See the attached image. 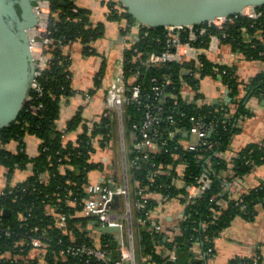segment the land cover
Segmentation results:
<instances>
[{"label":"trees","instance_id":"16d2710c","mask_svg":"<svg viewBox=\"0 0 264 264\" xmlns=\"http://www.w3.org/2000/svg\"><path fill=\"white\" fill-rule=\"evenodd\" d=\"M49 1L51 20L50 35L47 37L51 42L43 53L44 57L49 58V63L37 79L43 88V96L39 97L31 90L29 105L23 107L18 120L0 131V167L8 169V177L11 178L16 170H26L32 165V172L25 181L8 186L0 194V231L10 232V236L0 237V264L79 263V259L62 256L61 251L70 245L81 244L101 248L109 237L97 232L96 219L77 215L81 209L67 206L64 197L71 194L81 200L87 198L85 186L90 183V174L103 168L101 162L93 160L96 153L94 142H99L102 148L110 145L113 136L117 135L115 123L102 118L100 122L83 126V112L80 109L66 127L67 133L83 128L74 141L65 142L63 133L57 130L62 103L75 95L71 59L64 53V48L81 42L86 47V53H96L91 43L103 36L104 25L92 24L90 12L80 8L76 0ZM117 3L115 0L110 2V18L135 24L136 20L128 12L115 8ZM257 11L262 14L260 18L240 17L239 24L222 27L208 23L198 25L197 28H205L207 32L199 36L193 45L206 52L212 37H216L220 46L227 45L244 59L264 64V6L257 8ZM146 33L147 36H144ZM166 34L164 27H145L139 41L130 44L124 52L125 80L129 85L135 79L143 91V106H128L125 116L129 177L132 183L136 182L132 186L135 194L132 214L134 228L138 235L140 255L147 258L145 264H207L205 259H199L197 252L205 254L213 247L215 255L217 239L236 218L253 221L258 208L264 207V182L247 193L235 195L230 191V184L236 177L243 179L256 167L264 165V141L249 145L231 161L222 157L234 137L242 131L240 120L253 115L248 107L250 100L264 94V72L244 85L236 74V66L216 64L207 53L200 54L199 61L188 59L182 63L170 62L151 67L148 60L151 55L164 51ZM182 37L188 41L187 33ZM198 63L202 67L199 77H196ZM219 75H222L221 82L230 93V103L227 104L225 100L214 105H200L199 100L205 98L201 90L202 80L208 77L217 80ZM153 78L160 84L164 78H169L172 84L165 89V93H171L176 98L156 99L152 91ZM181 80L187 83L193 94L191 99L182 93L179 86ZM242 87L247 92L243 97L240 96ZM234 103L237 111L231 114L230 105ZM40 105L42 107L38 109ZM156 105L163 107L161 120L155 127L159 136L156 140L159 150L150 152L137 147L139 137L132 126L135 122L143 121L145 106H151L156 111ZM32 106L36 109H32ZM182 113L185 116H181ZM169 115L175 117L173 125L166 121ZM194 122H201L208 129L207 144L201 145L198 151H189V131ZM27 136L40 141L38 154L32 158L26 150ZM106 141L109 144H105ZM14 142L19 144L16 152L8 149ZM209 144H213L211 149H208ZM137 156L141 160L135 166L132 162ZM183 164L186 167L182 172ZM160 167L165 172L158 174L154 181H149L148 175ZM230 170L233 176L226 174ZM203 172H207L211 178V187L187 205L186 217L174 229L164 226L158 230L153 226L151 214L158 205L156 196L174 199L178 195H186L184 185L198 186ZM45 173L50 175L48 184L41 179ZM179 180L184 183L179 185ZM136 184L139 186L136 187ZM220 200L225 201L226 205H219ZM47 205L58 208L59 212L62 209L67 214L65 230L57 229L55 218L46 211ZM4 211L10 214L5 215ZM205 224L207 226L203 227ZM96 234L102 237L100 244L92 241ZM30 237L43 238L46 244L44 254L39 253L35 257L32 248L24 244ZM197 242L200 245L195 251ZM172 254L176 259H172ZM230 264L263 263L257 255L235 259Z\"/></svg>","mask_w":264,"mask_h":264},{"label":"built area","instance_id":"2783aa9c","mask_svg":"<svg viewBox=\"0 0 264 264\" xmlns=\"http://www.w3.org/2000/svg\"><path fill=\"white\" fill-rule=\"evenodd\" d=\"M117 8L121 12H125L126 9L122 7L118 0ZM127 12V11H126ZM35 13L39 18V26L34 30V33L31 35V44L33 46L34 53L36 54V73L34 76L33 83L31 85V90H34L39 97L43 96V88L41 84L37 81V79L42 75V73L48 68L49 58L44 57L43 53L45 48L50 44L51 40L47 37L50 35L49 22L51 20V9H50V1L49 0H38L35 5ZM262 16L257 9L247 8L241 15L228 17L225 19L216 20L215 22L208 23L209 25H217L222 27L224 25H232L239 21L240 17H248L251 19H258ZM217 21H221V23H217ZM146 26L140 24L139 22H135V24H128L126 22V28L131 32L138 31L139 39L141 37V31ZM148 28V27H147ZM166 29V43L164 46V51L159 54H153L148 60V64L151 67L166 65L170 62H178L182 63L185 60H198L200 54L204 53L203 50L197 49L193 43L197 40L199 36H203L207 31L205 28H197V26L193 27H169ZM188 34V41L183 40V34ZM147 36V33L144 35ZM219 40L216 37H212L209 49L206 52L217 51ZM130 47V45H128ZM128 47L123 49V55L119 62L118 69L116 71L115 77L111 84L109 85L106 93V109L102 114V118L110 120V122H114L117 129V136L119 142V154L121 158V167L123 173V180L120 184L114 186H108L104 180L100 179L97 182H91L85 186V190L87 192V198L80 199L75 195H65L64 201L67 206L79 207L81 210L77 212V215L83 217H91L96 219V230L101 233L98 228L99 227H116L119 228V232H114L109 235V237L105 240V244L103 247L98 248V246L93 247L92 245L81 244V245H70L66 249L61 251L62 256H71L73 258L79 259L80 262H76L74 264H145L147 258H142L140 255V250L138 247V235L134 228L133 221V208L134 205L131 199V192L134 184L132 183L129 177V162L127 160V152H128V140H127V129L125 127V116L127 107L135 104L138 106H143L142 100V88L139 84L135 83V79L128 85L125 77H124V68H125V58L124 52ZM201 65L198 63V69L195 73L196 77H199ZM222 75H219V80L221 82ZM222 83V82H221ZM152 91L155 95V98H170L174 97L171 93H165V89L169 88L172 84L169 78H164L161 81V84L156 78L152 79ZM223 85V84H222ZM179 86L183 90L185 96H190L192 98L193 94L190 93V90L187 87V83L183 80L180 81ZM224 88H226L224 86ZM226 91L227 88H226ZM230 94V93H229ZM247 94L244 90L240 91V96L243 97ZM176 98V97H174ZM238 100V99H237ZM227 104L230 103V100L226 101ZM200 105L206 104L205 98L199 100ZM29 105V98L28 103ZM42 105L38 107L41 108ZM32 109H36L35 107H31ZM231 114H235L237 111L236 103L230 105ZM157 111V112H156ZM156 111L151 106H145V117L140 123H133V130L135 133H138L139 141L137 143V147L140 149H147L150 152H158L159 146L156 143V140L159 138L158 133L155 130V127L161 120V113L163 112V107L160 105H156ZM181 116H185L184 113ZM169 124L173 125L175 123L174 115H169L166 119ZM243 119L240 120L239 123H242ZM89 123V125H92ZM153 128L152 132L150 129ZM189 135L191 137V141L187 144V149L189 151H198L201 145H206L205 139L208 135V129L204 127L201 122H194L193 126L189 131ZM105 144H109L108 141L104 142ZM94 144L96 145L97 142ZM165 145V144H163ZM213 144H209L208 149H211ZM221 156V155H220ZM140 157L137 156L136 159L133 160L132 164L138 166L140 164ZM61 161V160H60ZM186 166L183 164L181 170L183 172ZM232 167V165H231ZM172 168V166H169ZM62 169V167L60 168ZM62 172L65 170L62 169ZM165 171L162 167L157 169L156 171L150 173L148 175L149 181H154L155 177L158 174H162ZM229 175L233 176L232 170L228 172ZM183 175V174H181ZM42 182L48 184L50 182V175L43 174ZM241 180L236 177L235 180ZM179 185H182L184 182L179 180ZM212 184V180L207 174V172H203L199 177V185H184L187 190L186 195H178L174 199H168L167 197L156 196V201L158 202L157 207H165L168 206V203H173V201H177L182 199V203L185 207V214L183 215V219L186 217V207L189 203H191L195 198L204 194L208 189H210ZM133 186V187H132ZM136 187L139 184L135 185ZM137 189V188H136ZM238 197V196H236ZM124 200V210H117V201L118 199ZM226 204L225 201L220 200L219 205L224 206ZM156 207V208H157ZM46 211L49 216L55 218L56 226L59 230H65L67 223V214L62 211V209L58 210V208L53 207L51 205L46 206ZM59 212V213H58ZM152 216V224L158 230L163 229V225L161 222ZM146 220L144 221V223ZM205 224L203 227H206ZM103 234V233H102ZM10 236V232L7 230L0 231V237L2 236ZM102 237L96 234L95 238L92 241H95L97 244H100ZM115 240H118L120 245L118 249L115 251L112 248V244ZM24 242V241H23ZM22 242V243H23ZM25 245L32 248L34 256H39V253H45L46 244L43 242V238L39 237H30ZM199 242L196 244V249L199 247ZM24 250V249H23ZM198 251V249H197ZM115 252H118L119 259L117 261H112V256ZM214 248L212 247L205 254L201 252L197 256L199 259H205L207 264H211L214 259ZM34 257V258H35ZM172 259H176L174 254L171 255ZM44 262V260H42Z\"/></svg>","mask_w":264,"mask_h":264},{"label":"crops","instance_id":"0c3cea01","mask_svg":"<svg viewBox=\"0 0 264 264\" xmlns=\"http://www.w3.org/2000/svg\"><path fill=\"white\" fill-rule=\"evenodd\" d=\"M110 2L111 0H76L80 8L90 12L92 24L104 25V34L100 39L91 43L92 49L96 51L94 54L86 53V47L81 42H74L64 48V53L71 59L72 88L75 91L74 96L62 103L60 118L57 122V130L63 133L65 142L74 141L83 131V128L80 127L76 131L66 132L67 122L80 109L83 112V126L101 121L102 114L106 109L107 89L115 77L123 49L139 41L138 31H129L126 28V21L110 18ZM204 53H207L211 61L216 64L236 66V74L244 85L264 72L262 62L246 60L234 53L227 45L220 46L218 43L217 51ZM201 85L206 103L214 105L227 101L226 88L219 80L208 77L202 80ZM243 87L242 90H244ZM188 97L190 98V96ZM248 107L253 115L241 123L242 131L234 137L228 151L222 154L225 160L231 161L249 145L264 141V94L262 97L252 98ZM25 144L29 156L31 158L37 156L40 141L35 137L27 136ZM18 146L19 144L14 142L8 146V149L16 152ZM95 146L96 153L93 160L101 162L103 168L92 172L90 181L95 183L102 179L108 186L120 184L123 180V173L118 136H113L110 145L105 148H102L99 142ZM31 172L32 165H29L26 170H16L9 178L8 169L0 167V194L8 186H15L25 181ZM263 182L264 165L256 167L241 180L234 179L230 184V191L235 195L247 193ZM134 196L133 189L131 192L133 205ZM124 207V200L118 199L117 210L123 211ZM184 212L185 207L180 199L168 203V206L157 207L153 216L163 226L174 229L183 219ZM257 255L260 256L264 264V207L262 206L258 208V214L253 221L236 218L222 232L216 241L215 256L211 264H230L235 259L252 258Z\"/></svg>","mask_w":264,"mask_h":264},{"label":"water","instance_id":"95a60500","mask_svg":"<svg viewBox=\"0 0 264 264\" xmlns=\"http://www.w3.org/2000/svg\"><path fill=\"white\" fill-rule=\"evenodd\" d=\"M37 1L0 0V131L15 123L28 103L36 73L31 35L40 23L35 13ZM118 1L131 17L150 29L198 26L241 15L247 8L264 6V0ZM226 93L230 100L229 91ZM4 214L10 212L4 211ZM98 230L103 234L119 232L116 227H99ZM119 245L115 240L113 250L116 251ZM113 259H119L118 252L114 253Z\"/></svg>","mask_w":264,"mask_h":264},{"label":"rangeland","instance_id":"374dc122","mask_svg":"<svg viewBox=\"0 0 264 264\" xmlns=\"http://www.w3.org/2000/svg\"><path fill=\"white\" fill-rule=\"evenodd\" d=\"M217 23H221V21H217Z\"/></svg>","mask_w":264,"mask_h":264},{"label":"bare ground","instance_id":"6f19581e","mask_svg":"<svg viewBox=\"0 0 264 264\" xmlns=\"http://www.w3.org/2000/svg\"><path fill=\"white\" fill-rule=\"evenodd\" d=\"M34 33V31L32 32V34Z\"/></svg>","mask_w":264,"mask_h":264}]
</instances>
